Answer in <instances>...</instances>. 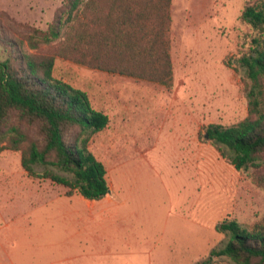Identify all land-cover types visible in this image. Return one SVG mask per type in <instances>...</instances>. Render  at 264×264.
<instances>
[{
  "label": "rangeland",
  "instance_id": "obj_1",
  "mask_svg": "<svg viewBox=\"0 0 264 264\" xmlns=\"http://www.w3.org/2000/svg\"><path fill=\"white\" fill-rule=\"evenodd\" d=\"M246 1L172 0L169 87L56 59L54 77L85 92L109 118L89 149L107 171L110 191L102 202L118 205L85 236L112 241L83 264H202L228 240L216 230L220 222L251 227L264 218V187L254 184V171H237L206 137L209 126L247 116L244 77L233 63L248 32L239 20ZM62 8V0H0V62L23 67L21 50L34 52L29 37L47 31ZM51 49L40 45L36 53ZM61 201L88 203L29 178L20 153H0L1 263L58 264L78 255L57 251L58 240L71 236ZM207 264L233 263L221 257Z\"/></svg>",
  "mask_w": 264,
  "mask_h": 264
},
{
  "label": "trees",
  "instance_id": "obj_2",
  "mask_svg": "<svg viewBox=\"0 0 264 264\" xmlns=\"http://www.w3.org/2000/svg\"><path fill=\"white\" fill-rule=\"evenodd\" d=\"M62 2L47 31L29 37L34 52L21 50L23 67L8 58L0 62V153H20L28 177L62 186L68 196L99 201L109 193L107 171L89 142L109 118L85 92L54 77L55 61L171 86L172 0ZM239 20L248 32L233 63L244 77L247 116L230 126L211 125L206 135L237 171L253 170L254 184L264 187V0H247ZM40 45L52 49L36 53ZM216 230L228 240L202 264L221 257L233 264H264V218L251 227L226 219Z\"/></svg>",
  "mask_w": 264,
  "mask_h": 264
},
{
  "label": "crops",
  "instance_id": "obj_3",
  "mask_svg": "<svg viewBox=\"0 0 264 264\" xmlns=\"http://www.w3.org/2000/svg\"><path fill=\"white\" fill-rule=\"evenodd\" d=\"M29 189H30V184H29ZM109 191H110V187H109ZM30 195L31 197H29V206L35 204L34 200H32L34 197L33 194L31 193ZM105 197L99 201H90L81 197L82 199L87 200L88 202L81 204L70 203V202L64 203V201L59 202V203H63L61 204V208L64 210V212L61 215V217L63 218L65 222V227L68 230L67 231L68 237L70 234L71 236L69 238H62L58 240V242L61 243L60 246H58L57 251L65 254H75L76 252H78V255L68 256L67 259L63 261L64 263L62 261H58V264H62V263L83 264L82 260H84L85 257L95 256V251H97L99 248L104 250L102 244L107 241L109 242V240L111 239L107 240L103 238H86L85 232L97 226L98 217H100L99 219L101 221L108 222L107 219L108 215L106 213L114 208L113 205L115 204L118 205V203L116 202H111V203L102 202L105 199ZM46 205H50V204L48 203ZM30 208L32 214L34 209L36 208V205H33ZM85 210H87L88 212H86ZM111 215L114 216V219L112 221L114 223V220L116 221L117 217L113 213ZM39 241H40L39 244L48 242V241H43L41 239ZM29 243L32 246H34L32 239H29ZM36 250H37L36 248L35 249L33 248L32 252L34 253L36 252ZM85 252H88L89 255L85 256ZM0 264L3 263L0 262Z\"/></svg>",
  "mask_w": 264,
  "mask_h": 264
},
{
  "label": "water",
  "instance_id": "obj_4",
  "mask_svg": "<svg viewBox=\"0 0 264 264\" xmlns=\"http://www.w3.org/2000/svg\"><path fill=\"white\" fill-rule=\"evenodd\" d=\"M206 137H207V135H206Z\"/></svg>",
  "mask_w": 264,
  "mask_h": 264
}]
</instances>
